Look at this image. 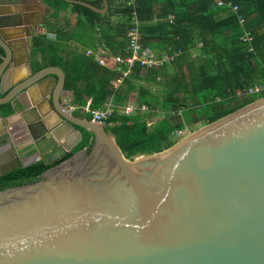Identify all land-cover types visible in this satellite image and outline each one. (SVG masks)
<instances>
[{
	"label": "water",
	"instance_id": "1",
	"mask_svg": "<svg viewBox=\"0 0 264 264\" xmlns=\"http://www.w3.org/2000/svg\"><path fill=\"white\" fill-rule=\"evenodd\" d=\"M43 1L0 0V104L14 110L1 119L23 122L0 137V154L14 160L0 176L54 164L84 131L91 144L0 189V264H264V97L128 160L106 126L69 110L61 68L12 74L25 48L11 29H23L30 49L43 23L28 12ZM64 1L108 9V0L102 9Z\"/></svg>",
	"mask_w": 264,
	"mask_h": 264
},
{
	"label": "trees",
	"instance_id": "2",
	"mask_svg": "<svg viewBox=\"0 0 264 264\" xmlns=\"http://www.w3.org/2000/svg\"><path fill=\"white\" fill-rule=\"evenodd\" d=\"M56 1L52 18L71 5ZM222 1L237 5L238 11L218 7L214 0H138L143 46L159 54L179 50L180 55L160 69L144 70L136 64L118 86L114 82L119 73L100 66L85 52L103 47L111 55L126 54L131 11L128 0H108L104 14L72 4L77 14L72 26L50 27L56 36L53 40L43 34L34 37L32 69L61 68L71 104L84 106L89 101L90 107L97 109L112 97L119 108L107 128L126 159L161 152L178 142L175 132L187 129L186 124L194 131L264 97V93H236L264 83V0ZM89 2L103 8V0ZM239 15L245 20L243 24ZM247 33L251 40H243ZM71 42L80 49L68 50ZM3 55L0 48V62ZM131 94L134 101L129 99ZM131 103L148 109L123 114L121 107ZM13 111L10 103L0 104V117ZM90 144L91 135L84 131L67 157ZM65 158L51 165L39 160L2 175L0 189L34 181Z\"/></svg>",
	"mask_w": 264,
	"mask_h": 264
},
{
	"label": "built area",
	"instance_id": "3",
	"mask_svg": "<svg viewBox=\"0 0 264 264\" xmlns=\"http://www.w3.org/2000/svg\"><path fill=\"white\" fill-rule=\"evenodd\" d=\"M138 0H128V5L131 6V11L129 15V29L127 31L126 36V54L125 55H111L107 49L103 47H98L95 51L91 49H87L85 52L86 56H93V59L103 67H109L115 69L119 76L116 80L117 84H121L124 79L130 76L133 68L136 64H139L144 70L149 69H160L166 64H170L175 61L178 55H180V51H173L172 54L164 53L163 55H157L152 49L149 47L143 46L141 43L142 40V32H141V22L138 17V13L136 10ZM214 3L218 7H227L233 12L238 11V6L233 5L232 3H224L222 0H214ZM238 19L241 24L244 23V18L239 15ZM48 39H55L54 33H45ZM252 37L247 33L243 40H251ZM160 78H158L159 80ZM237 95L242 93L246 95L250 94H260L264 93V83L255 84L249 87L246 91L238 90ZM67 106L70 111H79L82 115H89L91 121L102 124L104 126H111V117L115 113L116 109L119 107L116 106L112 99H109L103 103L100 108L92 109L90 107V102L88 101L84 106H77L71 104V100L68 99L66 101ZM147 106L141 105L138 106L134 103L128 104L124 107H121V111L125 115H132L138 111L143 112L147 111ZM179 131H177L178 133Z\"/></svg>",
	"mask_w": 264,
	"mask_h": 264
},
{
	"label": "crops",
	"instance_id": "4",
	"mask_svg": "<svg viewBox=\"0 0 264 264\" xmlns=\"http://www.w3.org/2000/svg\"><path fill=\"white\" fill-rule=\"evenodd\" d=\"M81 1H84V2L91 4L89 2L90 0H81ZM56 2H57L56 0H44L42 4H39V6H38L39 9L35 10L34 12L33 11L28 12V14H30V20L32 22H35V21L39 22L42 20V23H43L42 26L37 27L35 29L34 33L32 34V47L30 49H27V47L29 45V43L27 42L28 37H25V33L23 32V29L22 28H16V27L11 29L13 34L18 35L17 36L19 39L18 41L21 42V43L19 42L21 44L19 46H22L25 48L24 50L16 51V63H17V65L15 67L11 68V72L12 71L13 72L19 71L17 73V75L19 74L18 76H21L22 74L27 75L29 72V68L33 67L34 60L32 58V49H33V42H34L35 36L40 35V34L45 35V33H53V31L51 30L50 27L53 28L56 26H64L66 24H69L70 26H72L75 23L76 18H77V14L72 11V3H70L71 5L68 8H66L64 11H61L56 18L51 17V15L54 13V6L53 5L56 4ZM16 7H19V6L9 5L8 8L4 7L3 9H12L13 10V9H16ZM38 13H39V15H38ZM151 23H153V22H150V24ZM75 48L80 49L78 44L71 42L70 48L68 50L75 49ZM156 53L161 56L164 53H168V51H164L160 54L158 52H156ZM27 55H28L29 60H30V66L27 64V58H28ZM13 72H12V74H14ZM114 83L116 86H118L116 81ZM70 97H71V93L69 91L65 90L64 94H63V99H64L63 101L65 104H67L66 101H68V99H70ZM134 98H135L134 94H131L129 99L134 101ZM109 99H112V97H109L108 100ZM17 114L14 115L13 117L7 118L6 119V123H7L6 125H4V123L2 122V119L0 117V137L3 134H6L7 132H12L16 126L23 124V122L20 120L19 115H17ZM78 115H80V114H78ZM80 116H82V114ZM70 139H72V135H70ZM58 154L59 153L54 154L53 159H54V157H58ZM1 157H2V160L0 161V167L9 168L12 165H14L13 164L14 160L12 158L3 157L2 155H1ZM34 158H36L34 155L28 154L24 158V161H30Z\"/></svg>",
	"mask_w": 264,
	"mask_h": 264
},
{
	"label": "rangeland",
	"instance_id": "5",
	"mask_svg": "<svg viewBox=\"0 0 264 264\" xmlns=\"http://www.w3.org/2000/svg\"><path fill=\"white\" fill-rule=\"evenodd\" d=\"M160 80V79H159ZM64 100V99H63ZM154 120H151L150 121V123L151 122H153ZM187 125V129L185 128V129H183V130H180L178 133H177V131L175 132V138H177L178 139V141H180L181 139H183V138H185L187 135H190L191 133H193L194 131H196V130H198L200 127L198 126V128L197 127H194V128H197L196 130H194V131H191V130H193V129H191L189 126H188V124H186ZM202 127V126H201Z\"/></svg>",
	"mask_w": 264,
	"mask_h": 264
}]
</instances>
